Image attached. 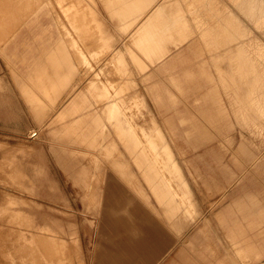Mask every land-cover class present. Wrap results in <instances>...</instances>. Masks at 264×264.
<instances>
[{
	"label": "rangeland",
	"instance_id": "1",
	"mask_svg": "<svg viewBox=\"0 0 264 264\" xmlns=\"http://www.w3.org/2000/svg\"><path fill=\"white\" fill-rule=\"evenodd\" d=\"M180 1L185 4V12L190 18L194 41L204 59L208 57L210 80L218 84V88L205 94L208 82L198 76L197 82L186 83L182 98L169 108L153 101L140 74H136L137 91L146 102V108H142L136 120L148 124L150 116L156 119L167 135L200 210L198 217H193L176 233L138 199V195L142 198L143 188L137 190L128 182L129 187L123 185L124 201L117 207L139 205V211L155 221L165 240L148 264H153L156 259L158 264H171L183 248H193V245L203 251L207 250L205 246H211L222 254L224 249L220 241L224 246L229 242L224 229L215 221L216 211L230 208L243 191L264 197V0ZM98 7L106 26L113 30L117 19L108 17L100 2ZM43 11L40 23H53L48 9ZM19 30L26 32L27 23L22 21ZM220 37H225L226 42L219 43ZM118 45L123 46L122 42ZM181 50L185 60L174 68L173 73H181L187 65L198 73V53L190 52L186 45ZM231 58L242 62L244 76L240 85L243 91H253L255 102L254 99L251 103L247 98L240 99L242 90L222 81V72L231 70ZM8 60L0 56V264H97V252L113 246L107 237L118 233L126 235L131 230L101 227V218L91 215L100 201L92 195L83 201L75 196L80 187L84 192L95 191L97 179L90 184L88 177L85 185L76 184L74 175L80 171H75V164L96 157L85 152L96 141L104 142L107 138L101 137L105 132L127 128L120 120L124 100L118 95L121 92L114 89L121 75L115 73L114 60L106 59L100 51L93 63L83 56L81 81L87 84L94 80V86L100 87L102 92L93 95L89 91L84 95L95 102L92 110L98 114V120L74 121L75 117H87L84 106L67 107L62 115H57L58 107L42 106L41 101L49 94L45 88L33 90L39 85L44 87L41 79L44 75L11 74ZM18 66L21 68L20 64ZM256 75L258 86L254 81ZM161 77L165 80L159 77L160 84L167 85L166 75ZM26 94L33 97L32 102L39 104L26 105L23 102ZM210 111L218 118L217 129L204 128L207 124L202 117ZM181 115L186 117L182 123L178 119ZM104 118L108 121L102 120ZM117 118L119 120H115ZM166 118L174 127L172 132ZM187 128L194 130V136L186 135ZM202 133L206 136L202 137ZM197 134L199 136H195ZM245 164L253 169L241 171ZM240 172L248 174L242 180L232 182L231 178L238 177ZM111 173L113 181L120 183L114 172ZM230 182L233 183L231 187L228 186ZM206 183L212 186H206ZM214 184L222 187L223 192ZM223 188L228 189L225 195H222L225 193ZM106 196L109 197L108 191ZM149 201L157 205L151 195ZM114 208L110 209L111 215L128 216L122 208L113 211ZM203 218L210 219L212 228L202 226ZM97 222L99 226L95 224ZM74 231L77 232L75 243L70 237ZM256 231L257 228L250 234ZM41 234H46L49 241H43ZM209 239L211 245L205 244ZM63 244L67 246L63 247ZM34 250L40 252L41 261L34 260ZM205 252L208 254L209 251Z\"/></svg>",
	"mask_w": 264,
	"mask_h": 264
},
{
	"label": "crops",
	"instance_id": "2",
	"mask_svg": "<svg viewBox=\"0 0 264 264\" xmlns=\"http://www.w3.org/2000/svg\"><path fill=\"white\" fill-rule=\"evenodd\" d=\"M98 2L102 4L108 17L117 19L113 30L106 26ZM45 9L52 15L53 23H40ZM185 10V4L180 0H0V56L9 59L11 74L44 75L41 77L44 87L39 85L33 90L43 91L42 88H45L49 94L41 101L42 106L58 107L57 115H62L67 107L84 106L88 111L87 117H75L72 120L96 121L98 114L92 110L95 102L84 95L89 91L93 95H100L102 89L94 86V80L87 84L81 81L83 56L89 57L93 63L100 51L106 59L114 60L117 67L115 73L121 75L120 80L115 82L114 89L121 92L118 95H122L124 100L120 120L127 128L105 132L101 138L107 139L102 143L96 141L85 152L90 156L95 154L96 157L75 164V171H80L74 175L76 184L85 185L88 177L90 184L97 179L94 183L95 191L84 192L80 187L75 196L83 201L92 195L100 201L95 213L91 215L101 218V227L117 231L131 230L126 235L118 233L107 237V241L113 246L97 252V264H148L165 243L155 221L141 213L139 205L117 207L118 203L124 201L123 185L128 186L126 182L136 186L137 190L143 188L142 198L135 195L153 215L176 233L188 225L189 220L200 215L167 135L152 116L148 124H140L136 120L137 115L142 113V108H146L143 96L137 91L136 74H140L139 77L153 101L169 108L182 98L186 83L197 82L198 76L208 82L205 94L210 89L218 88V84L210 80L208 57L204 59L194 41L190 18ZM22 21L27 23L26 32L19 30ZM219 39V43L226 42L225 37ZM120 42L122 47L118 45ZM184 45L190 52L198 53V73L190 65L181 73H173L174 68L185 60L181 50ZM230 62L231 70L222 72V81L242 90V62L238 58H231ZM163 74L168 82L165 86L159 80V77L165 80L161 77ZM254 81L258 86V75L254 77ZM25 82L29 81L25 79ZM252 92L242 90L240 99L247 98L250 103L254 99L255 102ZM113 97L114 100L117 99L115 95ZM24 99L26 105L39 104L32 102L34 99L31 95L26 94ZM48 115H51L50 112ZM202 118L207 124L205 129L218 128V118L214 112L210 111ZM178 119L182 123L186 117L181 115ZM102 120L108 121L106 118ZM165 120L172 132L174 127L169 122L170 119ZM186 131L187 136H194V130L187 128ZM200 135L206 136L205 133ZM250 166H241V171L253 169ZM111 171L120 183L113 181ZM246 174L248 173L240 172L238 177L231 180L235 183ZM232 184L230 182L228 186L231 187ZM205 185L212 186L209 183ZM214 185L223 192L222 187ZM223 189L225 193L222 195H225L228 189ZM107 191L109 197L106 196ZM150 195L157 205L149 201ZM112 206L115 207L113 211L121 208L126 211L127 218L111 215ZM215 221L224 229V236L229 242L224 246L220 241L225 253L223 251L218 254L217 249L211 246H205L204 249L207 250L204 251L194 245L193 248L187 246L171 264H264L263 196L243 191V194L233 200L230 208L216 211ZM98 222L95 223L97 226ZM202 222L204 228H212L210 219L203 218ZM255 228L256 233L250 234ZM74 232L70 234L73 243L77 238V232ZM210 242L209 239L205 244L211 245ZM158 261L156 259L153 264H158Z\"/></svg>",
	"mask_w": 264,
	"mask_h": 264
},
{
	"label": "bare ground",
	"instance_id": "3",
	"mask_svg": "<svg viewBox=\"0 0 264 264\" xmlns=\"http://www.w3.org/2000/svg\"><path fill=\"white\" fill-rule=\"evenodd\" d=\"M112 75V74H111ZM116 79V78H115ZM34 235H35V233H34ZM35 236H37L38 237V235H35ZM40 236V238L43 240V241H45L44 239H47L48 240V237H47V235L46 234H41V235H39ZM36 237V238H37ZM38 239V238H37ZM39 240V239H38ZM49 241V240H48ZM55 241V240H54ZM56 243L59 245V240L57 239L56 240ZM35 246V245H34ZM38 247V246H37ZM36 247V248H37ZM40 248V247H39ZM34 249H35V247H34ZM49 249H52V248H49ZM35 251V259H34V257H33V259L35 260V261H38V260H40V259H43L42 258V256L40 255V252H38V250L36 251V250H34ZM50 252V251H49ZM41 261V260H40ZM39 261V262H40Z\"/></svg>",
	"mask_w": 264,
	"mask_h": 264
}]
</instances>
